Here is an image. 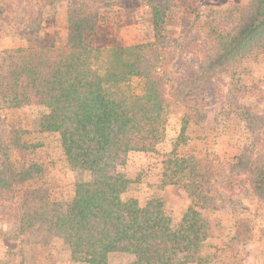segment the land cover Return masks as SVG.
Wrapping results in <instances>:
<instances>
[{
  "label": "rangeland",
  "instance_id": "374dc122",
  "mask_svg": "<svg viewBox=\"0 0 264 264\" xmlns=\"http://www.w3.org/2000/svg\"><path fill=\"white\" fill-rule=\"evenodd\" d=\"M70 1L75 0H0V51L28 46L36 38L31 32L48 44L64 43ZM77 1L97 20L89 44L102 47L154 42L152 4L163 8L159 72L170 98L191 72L205 73L199 66L221 50L254 6V0ZM245 52L206 81L190 85L187 98L173 101L166 137L154 152H130L119 166L128 179L124 199L136 198L140 204L159 199L176 226L190 199L182 182L165 181L166 155L174 150L204 161L213 172L218 204L216 211H203L209 222L203 248L208 264H264V200L251 185L252 172L264 166V32ZM130 90L141 93L142 79L133 77ZM48 111L41 104L0 110V140L8 152L0 153V173L7 160L30 175L0 190V264H88L72 259L68 246L43 227L25 232L20 225L27 209L65 208L76 185L92 179L89 171L70 166L59 133L42 127ZM134 259L119 252L109 256V263Z\"/></svg>",
  "mask_w": 264,
  "mask_h": 264
},
{
  "label": "trees",
  "instance_id": "16d2710c",
  "mask_svg": "<svg viewBox=\"0 0 264 264\" xmlns=\"http://www.w3.org/2000/svg\"><path fill=\"white\" fill-rule=\"evenodd\" d=\"M156 40L135 45L102 47L89 44L96 17L83 1H70L64 43L48 44L40 33L26 47L0 51V110L41 104L49 111L41 125L60 135L71 167L92 174L76 185L65 208L27 209L20 217L28 232L43 227L60 238L72 259L88 264H110L109 256L133 254L127 264H208L203 253L209 222L203 211L217 210L213 172L198 157L172 151L166 155L163 176L168 183L182 182L190 204L178 225H173L159 199L144 204L123 195L128 179L119 171L130 152H154L166 137L173 101L187 98L190 85L206 81L225 64L245 55L246 46L264 32V0H254L249 17L206 64L183 79L171 98L167 80L159 72L164 12L152 4ZM139 77L143 91L130 90ZM186 126L183 125V131ZM0 153L7 145L0 140ZM0 190L29 178L6 160ZM251 185L264 200V166L252 172ZM254 175V176H253ZM31 208V207H30Z\"/></svg>",
  "mask_w": 264,
  "mask_h": 264
}]
</instances>
